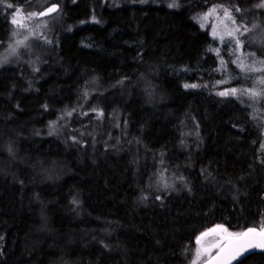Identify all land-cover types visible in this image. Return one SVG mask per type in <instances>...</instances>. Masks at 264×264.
Returning a JSON list of instances; mask_svg holds the SVG:
<instances>
[{"label": "trees", "instance_id": "trees-1", "mask_svg": "<svg viewBox=\"0 0 264 264\" xmlns=\"http://www.w3.org/2000/svg\"><path fill=\"white\" fill-rule=\"evenodd\" d=\"M6 3L0 264H193L202 233L264 228V117L249 99L219 95L255 78L228 61L239 83L227 86L228 55L201 24L220 9L249 29L264 21V0ZM52 4L42 51L7 59L28 32L11 22L16 8L33 23L27 14Z\"/></svg>", "mask_w": 264, "mask_h": 264}, {"label": "rangeland", "instance_id": "rangeland-1", "mask_svg": "<svg viewBox=\"0 0 264 264\" xmlns=\"http://www.w3.org/2000/svg\"><path fill=\"white\" fill-rule=\"evenodd\" d=\"M43 9L44 8L37 10L36 19L33 20L36 22L33 23H29V20L23 15H18L16 19L19 23L16 24V31L20 28H24L25 32L26 30L28 32L25 36H20L21 38L18 37L13 43V46L16 47L15 53H12L10 49L9 53L7 54V52H4L3 56L7 54V59L13 62H21L25 58L37 56L38 53L42 51L41 45L38 43L40 42L39 39H48V32L52 29L51 26L55 16L41 19L39 13ZM201 24L209 30L211 37L215 38L219 42V45L224 46L222 51L228 55L227 60H225L224 57L221 58V66L224 75L226 77L229 75L228 69H230V67L228 66L230 63L227 64V62L230 61L231 64L240 71L245 80L250 79L247 76L251 75L253 79H256L253 80L252 84L247 83L244 86H234L230 85V83L233 82L238 84V78L227 77L225 83L227 86H230L226 88V93L238 98L243 97L249 99L253 102L255 107L258 106L256 109L257 113L264 117V112L261 109V103L264 100V63H262L264 59L256 52L263 51L264 49V21H251L249 29L246 28V31V29H241V27L237 25L230 11L227 10L226 12L225 10L213 9L203 16ZM253 25L257 27L253 28ZM237 29H239V31H237ZM241 33L243 34L241 35ZM25 37H27V39H25ZM236 39L241 41V46L239 48L236 46ZM17 41H24V43L22 45H17ZM222 51H219V54H221ZM0 57H2V55H0ZM231 89H236V93L232 94ZM253 93H255V95H253ZM214 236L217 237H212V239H208L203 243L202 241L197 242L194 250L195 255L193 264L202 263L214 250L220 248L223 244L222 241L225 239L224 233Z\"/></svg>", "mask_w": 264, "mask_h": 264}, {"label": "snow or ice", "instance_id": "snow-or-ice-1", "mask_svg": "<svg viewBox=\"0 0 264 264\" xmlns=\"http://www.w3.org/2000/svg\"><path fill=\"white\" fill-rule=\"evenodd\" d=\"M0 3H4L6 7L12 8L13 4L11 3H6V0H0ZM170 7H176L178 5L175 4V2L171 5ZM259 7H264V4L258 5ZM56 6L53 5L52 7H49L45 12L39 13V15H47L52 12H55ZM227 12V10H225ZM239 11V9H237ZM22 14V9L21 8H16L15 13L13 14L14 18L11 21L13 24H18L19 21L15 18L18 15ZM36 13H28L27 17L30 19L34 16H36ZM257 27L256 25H253V28ZM239 31V29H237ZM247 31V29H246ZM243 33H241L242 35ZM15 35V33H14ZM27 39V37H25ZM17 45H22L24 41H17ZM237 48L241 46V41L239 39H236L235 41ZM12 53H15L16 47L13 45L9 46ZM264 63V62H262ZM186 88L188 87H197V85H185ZM236 89H231L232 94L236 93ZM228 93L226 92H220L219 95L224 96L227 95ZM255 95V93H253ZM68 115H71V113H68ZM102 115V113H101ZM225 233L226 234V245H221L220 246V251L217 254L215 264H231L232 260L237 259L239 256L243 255L245 252H248L250 249H260L264 250V228L260 229L257 231L255 228H249L245 232L241 233H229L227 229H225L223 226L218 225L217 227L211 229L209 232L202 233L201 237L198 238L202 239L203 237H206L212 233ZM209 264H212V261H209Z\"/></svg>", "mask_w": 264, "mask_h": 264}, {"label": "water", "instance_id": "water-1", "mask_svg": "<svg viewBox=\"0 0 264 264\" xmlns=\"http://www.w3.org/2000/svg\"><path fill=\"white\" fill-rule=\"evenodd\" d=\"M53 5H55V6H56V9H57L55 12H52V13H50V14L43 15V16L39 15V17L42 18V19H45V18H49V17H51V16L57 14V13L59 12V10H60V6H59L58 4H52V5H50V6L46 7V8H44L41 12H45L49 7H52ZM41 12H40V13H41ZM255 229H256L257 231L260 230V229H258V228H255ZM219 234H220L219 232H217V233H212V234H210V235H208V236H206V237H203L202 239H199V241L201 242V241L205 240V239L208 238V237H211V236H214V235H219ZM199 238H200V237H199ZM224 242H225V243H224L223 245H226V243H227L226 239H224ZM219 251H220V250H219ZM217 254H218V253H216L213 257H211L210 259H208L207 261H205L203 264H209V261H212V264H215ZM256 254H264V250H260V249H250L248 252H245L243 255L239 256L237 259L232 260V261H231V264H240V263H242L246 258H248V257H250V256H252V255H256Z\"/></svg>", "mask_w": 264, "mask_h": 264}]
</instances>
